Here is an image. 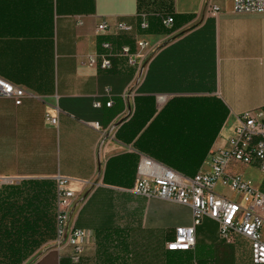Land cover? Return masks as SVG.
<instances>
[{"label": "crops", "instance_id": "obj_1", "mask_svg": "<svg viewBox=\"0 0 264 264\" xmlns=\"http://www.w3.org/2000/svg\"><path fill=\"white\" fill-rule=\"evenodd\" d=\"M211 6L219 7L216 16ZM167 17L174 19L170 27ZM103 22L132 31L99 34ZM141 40L149 44V62L139 84L126 57L113 58L111 70L88 64L103 42L120 53L135 52ZM0 77L27 92L20 106L0 98V178L70 179L79 204L68 230L88 234L79 264H175L166 244L177 227L192 225V209L132 191L141 156L161 162L148 152V128L164 109L210 110L220 100L228 116L199 167L210 171L220 136L232 134L243 112L264 110V14H236L233 0H0ZM168 119L162 116L161 125ZM237 169L264 191L257 168ZM199 245L207 259L197 257ZM73 251L53 239L24 264H74ZM188 253V264H252L249 241L226 242L207 217Z\"/></svg>", "mask_w": 264, "mask_h": 264}, {"label": "built area", "instance_id": "obj_2", "mask_svg": "<svg viewBox=\"0 0 264 264\" xmlns=\"http://www.w3.org/2000/svg\"><path fill=\"white\" fill-rule=\"evenodd\" d=\"M220 9L211 6L209 12L217 15ZM236 14H264V0H233ZM141 28H149L147 16L142 14ZM174 22L172 17L163 20L166 27ZM82 24V23H80ZM114 27L117 32H130L132 27L117 23L111 26L107 22L99 24L97 32L103 34ZM149 44L137 42V50L132 52L123 47L115 52L110 42H103L101 50L89 56L88 64L102 70L113 68V58L126 57L128 64L136 69L135 81L142 82L146 64L149 62ZM109 94V90H107ZM27 92L7 79L0 77V98L13 100L20 106ZM162 98V97H161ZM113 105L112 99L106 106ZM96 107H102L96 103ZM46 121L57 125V118L46 117ZM93 127L100 130L99 123ZM211 168L208 172H198L193 178L186 177L174 169L146 155H142L138 164L136 184L133 193L146 198L172 200L192 209L193 223L180 226L175 230L173 240L166 244L170 252H192L197 244V228L204 218L219 225L220 237L226 242H234L237 236L249 241L252 264H264V191L259 190L253 180L244 177L237 168L253 167L264 173V110H249L240 114L226 145L211 152ZM57 214L56 238L58 246L69 244L73 247L71 260L81 262L83 240L87 232L80 228L68 230L72 210L79 204L76 191L70 188V179L57 176ZM17 178H0V190L6 185L17 184Z\"/></svg>", "mask_w": 264, "mask_h": 264}, {"label": "trees", "instance_id": "obj_3", "mask_svg": "<svg viewBox=\"0 0 264 264\" xmlns=\"http://www.w3.org/2000/svg\"><path fill=\"white\" fill-rule=\"evenodd\" d=\"M201 114L204 116L202 120ZM162 116L170 118L164 125L160 122ZM227 116L228 110L220 100L216 101V108L210 110L204 107L164 109L154 120L155 124L148 128L154 137L148 152L166 166L193 178L201 169L199 167L219 136ZM190 117L194 122L185 120ZM173 120L178 122L171 123ZM198 121L207 122V125H199ZM56 214L55 180L31 179L4 186L0 190V264H24L36 251L55 239ZM171 253L177 256L175 264H188L192 259L188 252Z\"/></svg>", "mask_w": 264, "mask_h": 264}, {"label": "rangeland", "instance_id": "obj_4", "mask_svg": "<svg viewBox=\"0 0 264 264\" xmlns=\"http://www.w3.org/2000/svg\"><path fill=\"white\" fill-rule=\"evenodd\" d=\"M200 119H204V116L201 114ZM229 129V128H227ZM228 137H227V133L225 132L224 134H222L220 136V141L218 142L216 149L223 147L226 145V141H227ZM215 149V150H216ZM254 176L256 177V179L258 181L263 180L264 181V175L262 174V172L258 169L256 170V172H254ZM210 255V252L208 251V249H206V247H204L203 245H199L197 248V257L199 259H207V256Z\"/></svg>", "mask_w": 264, "mask_h": 264}]
</instances>
